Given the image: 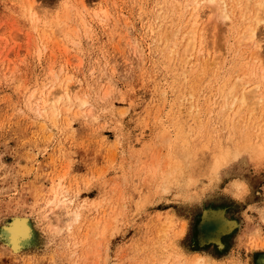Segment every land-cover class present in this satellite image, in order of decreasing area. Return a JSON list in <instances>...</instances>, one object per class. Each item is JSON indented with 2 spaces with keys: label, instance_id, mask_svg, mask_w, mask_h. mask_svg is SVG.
Returning <instances> with one entry per match:
<instances>
[{
  "label": "rangeland",
  "instance_id": "obj_1",
  "mask_svg": "<svg viewBox=\"0 0 264 264\" xmlns=\"http://www.w3.org/2000/svg\"><path fill=\"white\" fill-rule=\"evenodd\" d=\"M242 74L263 92L264 0H0V264H260L264 99L224 108ZM64 84L73 102L42 111ZM242 143L260 154L213 174ZM209 207L238 222L223 248H200ZM16 217L35 230L19 254L1 236Z\"/></svg>",
  "mask_w": 264,
  "mask_h": 264
},
{
  "label": "bare ground",
  "instance_id": "obj_2",
  "mask_svg": "<svg viewBox=\"0 0 264 264\" xmlns=\"http://www.w3.org/2000/svg\"><path fill=\"white\" fill-rule=\"evenodd\" d=\"M187 1L190 2L191 0H187ZM216 1L210 0V3L214 4ZM250 5H251V3L249 2L247 4V7L249 8ZM256 7H257L258 13L254 17V21H255L254 27L249 26L245 30V39L256 50L254 53L255 60H260L262 57V54L260 51V50H262L261 49L262 47L260 46L261 41H259L257 39V33H256L257 29H256L255 25L257 26L262 20V13H263L262 12L263 11L262 2H261V4H257ZM254 10H256V9H254ZM254 10H253V13H254ZM190 12H191V10H190ZM226 14L228 16V13H226ZM225 18H227V17H225ZM184 23H185V21H184ZM190 23H192V25H197L198 20L195 18L193 20V22H190ZM195 27L190 25V28H188V30L185 32V36L183 37L185 39L186 56L191 54L196 48V41H197L198 35H197ZM176 35L177 34L169 35L168 41L170 42V38L172 39ZM175 52H176V50H175ZM207 56H208L207 58L205 57L206 59L204 58L205 59L204 63L210 66L211 64H209L208 62L211 61V63H213L214 61H216L217 58L215 56H213V54H211V53H208ZM255 66H256V64H255ZM248 73H249V75H250V73L253 74V71L251 70V72H248ZM240 77H243V78H240ZM250 77L252 78V75H250ZM237 78H240V79H237ZM246 78L249 80L248 76H245L244 74L236 77V80L233 82L231 87L228 88L227 93H226L225 107L224 108H226V109L229 107L233 108L234 106H236L238 104L240 105L238 111L234 114L235 118L240 117L239 115L241 113H243L244 110H246L247 113L250 112V114L253 115V113H255V111L257 110V107H259V104L264 99V90H263V92H260V86L259 85H255V86L249 85L250 86L249 87L247 85V84H249V81H247ZM70 88L71 87H69V85L64 84V85L60 86V88L58 89V91L56 92L55 95L54 94H51V95L48 94L46 97H40L38 100L42 101L41 103L43 105L42 106L43 108L41 110L46 112L48 109H50L54 113L57 112L58 103L62 99H64L67 102V104L70 105L73 102V96L71 94ZM39 101H38V103H39ZM236 144H234L235 145L234 148H231L229 150H226L224 148L219 147V154H217V158H216L215 163L213 162L215 164V166L213 167V169L211 168L212 169L211 171L213 174L218 172V170L221 167H223L224 165H226L228 162H231L232 160H234V158H236L237 156L241 155L242 153H244L246 151L250 150V152L256 156H258L261 152L259 147H250L248 144H243V143L238 144V145H236ZM58 199H61V198H59L56 195L55 198H53V201H51V204L55 205L56 208L64 207L63 204H61L62 203L61 200H58ZM66 201H68V200H66ZM69 204H71V203L69 202ZM68 210H69V208H68ZM69 212H70V210H69ZM72 215H74V221L78 220L80 217V213H77V212H73ZM70 216H71V214H70ZM71 219H72L71 217H68L67 221H71ZM200 224H201V226L199 227V235L197 238H198V242H199L201 249L205 248L206 246L211 245V244H215L217 247L223 248V246H224L223 238H225V236L233 233V231H235V229H237V227H238V222L236 220L228 217L226 214V210L223 208H220V207L206 208L202 214ZM1 234H2L1 235L2 238L4 239V242H2L3 240H1V242L3 244H5L6 246H8L12 253H15V254L18 253L19 254L24 249H27L29 244H31V241H32L34 234H35V230L32 227V225L28 219H26L25 217L24 218L16 217L13 220H11V222L3 225L2 229H1ZM202 259H203V257H199L198 259H196L197 262L196 261L195 262L197 264H203V263H201ZM260 264H264V256H261Z\"/></svg>",
  "mask_w": 264,
  "mask_h": 264
}]
</instances>
